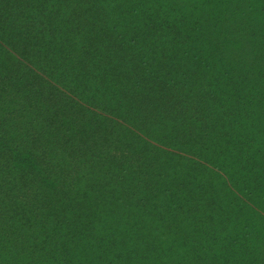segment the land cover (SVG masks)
I'll return each mask as SVG.
<instances>
[{
	"label": "trees",
	"instance_id": "1",
	"mask_svg": "<svg viewBox=\"0 0 264 264\" xmlns=\"http://www.w3.org/2000/svg\"><path fill=\"white\" fill-rule=\"evenodd\" d=\"M0 264H264V0H0Z\"/></svg>",
	"mask_w": 264,
	"mask_h": 264
}]
</instances>
